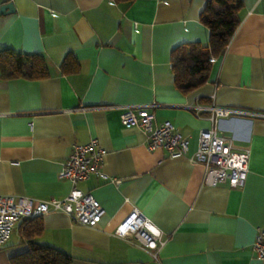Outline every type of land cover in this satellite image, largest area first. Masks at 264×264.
Returning a JSON list of instances; mask_svg holds the SVG:
<instances>
[{
  "label": "crops",
  "instance_id": "1",
  "mask_svg": "<svg viewBox=\"0 0 264 264\" xmlns=\"http://www.w3.org/2000/svg\"><path fill=\"white\" fill-rule=\"evenodd\" d=\"M207 0H0V50L39 53L48 76L0 75V194L61 198L71 183L58 177L74 144L96 138L103 171L78 186L105 213L95 227L61 211L41 215L32 241L69 254L70 264H264L252 243L264 229V0H241L239 24L225 52L211 58L208 79L183 93L171 70L180 44H206L199 15ZM66 56L72 61H65ZM157 103L155 121L170 120L189 138L184 156L149 150L143 131L121 124V107ZM211 105L242 113L223 116L217 135L249 150L244 183H202L191 159L198 134L212 126ZM132 206L167 242L153 259L135 240L113 234ZM24 223L0 247V264L29 249Z\"/></svg>",
  "mask_w": 264,
  "mask_h": 264
},
{
  "label": "built area",
  "instance_id": "2",
  "mask_svg": "<svg viewBox=\"0 0 264 264\" xmlns=\"http://www.w3.org/2000/svg\"><path fill=\"white\" fill-rule=\"evenodd\" d=\"M155 107V102L122 106L120 122L125 127L141 129L146 138L147 149H163L171 158L184 156L189 148V138L182 135L170 120L156 122ZM208 109L212 126L199 131L197 148L191 159L204 167L203 184L214 186L227 182L230 187L241 186L248 172L249 150L236 147L231 140L219 138L216 124L223 116L242 112L216 105H211ZM104 156L105 150L96 138L83 144H74L58 172L59 178L71 183L69 191L61 198L32 199L27 196L0 194V247L8 242L18 222L49 211L64 212L76 223L95 227L105 211L98 200L78 184L90 176L116 181L103 171ZM113 234L129 241L135 240L155 260L168 240V236H164L159 227L136 206H132L128 214L116 224ZM252 250L256 257L264 258L263 228H257Z\"/></svg>",
  "mask_w": 264,
  "mask_h": 264
},
{
  "label": "trees",
  "instance_id": "3",
  "mask_svg": "<svg viewBox=\"0 0 264 264\" xmlns=\"http://www.w3.org/2000/svg\"><path fill=\"white\" fill-rule=\"evenodd\" d=\"M126 4L133 0H116ZM241 0H207L199 20L209 29L206 44L191 42L176 46L170 55L175 84L181 92H189L205 83L211 67V57L225 52L239 24ZM72 61L66 56L65 61ZM0 75L4 79H40L48 76L44 57L39 53H24L12 49L0 50ZM41 216L25 218L23 235L29 249L10 259L11 264H70L71 256L54 247L38 244L31 236L41 230Z\"/></svg>",
  "mask_w": 264,
  "mask_h": 264
},
{
  "label": "water",
  "instance_id": "4",
  "mask_svg": "<svg viewBox=\"0 0 264 264\" xmlns=\"http://www.w3.org/2000/svg\"><path fill=\"white\" fill-rule=\"evenodd\" d=\"M12 2H7L0 7V13H6L7 11H13Z\"/></svg>",
  "mask_w": 264,
  "mask_h": 264
}]
</instances>
